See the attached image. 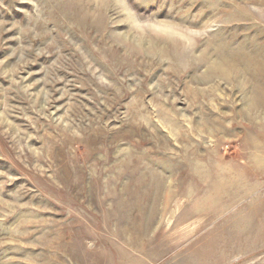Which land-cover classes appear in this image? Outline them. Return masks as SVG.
Masks as SVG:
<instances>
[{"label": "rangeland", "instance_id": "1", "mask_svg": "<svg viewBox=\"0 0 264 264\" xmlns=\"http://www.w3.org/2000/svg\"><path fill=\"white\" fill-rule=\"evenodd\" d=\"M0 264H264V0H0Z\"/></svg>", "mask_w": 264, "mask_h": 264}, {"label": "bare ground", "instance_id": "2", "mask_svg": "<svg viewBox=\"0 0 264 264\" xmlns=\"http://www.w3.org/2000/svg\"><path fill=\"white\" fill-rule=\"evenodd\" d=\"M157 248V247H156ZM160 251V250H159ZM154 255V254H153ZM161 256V254H159ZM159 257V256H158Z\"/></svg>", "mask_w": 264, "mask_h": 264}]
</instances>
